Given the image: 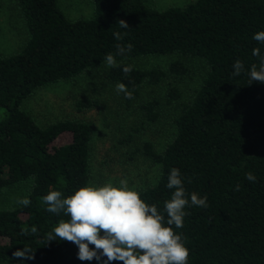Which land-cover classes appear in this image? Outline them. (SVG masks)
Wrapping results in <instances>:
<instances>
[{
    "label": "trees",
    "instance_id": "16d2710c",
    "mask_svg": "<svg viewBox=\"0 0 264 264\" xmlns=\"http://www.w3.org/2000/svg\"><path fill=\"white\" fill-rule=\"evenodd\" d=\"M14 2L27 37L17 52L0 57V193L25 186L21 199L31 203L24 207L16 199L0 206V263L97 264L77 259L73 243L49 240L59 220L68 217L47 212L42 200L50 190L66 198L88 185L91 124L77 116L40 126L21 104L36 88L106 64L111 53L118 66L108 67L104 76L132 92V99L119 93L125 106L133 104L144 84L187 75L185 59L204 64V76L187 99L180 100L177 85L168 87L166 103L177 102L173 135L162 150L143 142L140 151L158 165V176L138 192L166 217L163 203L173 191L167 188L168 175L178 169L186 192L206 196L208 205L186 208L183 228L173 226L189 250L188 264H264V84L249 85L247 75L258 64L252 49L259 47L264 55V45L252 39L264 31V0H192L163 9L144 0H92L91 16L74 21L65 17L57 0ZM119 20L129 28L119 27ZM117 32L120 40L114 37ZM117 44L124 47L122 54ZM173 54L183 58L170 61L166 69L130 62ZM237 60L244 64L240 76L233 75ZM125 66L132 68L127 75ZM97 105L88 98L75 103L78 112ZM159 108L156 97L137 103L140 123L126 139L153 126ZM64 134L69 140L60 142ZM248 172L255 182L245 178ZM23 249L34 259L13 258Z\"/></svg>",
    "mask_w": 264,
    "mask_h": 264
},
{
    "label": "rangeland",
    "instance_id": "374dc122",
    "mask_svg": "<svg viewBox=\"0 0 264 264\" xmlns=\"http://www.w3.org/2000/svg\"><path fill=\"white\" fill-rule=\"evenodd\" d=\"M192 0H144L156 9L169 6H183ZM65 17L74 21L88 18L92 14V0H57ZM27 37L26 28L14 0H0V57L17 52ZM183 57L173 54L133 59L130 62L143 69H166L168 63ZM190 72L178 79L166 76L158 84H144L139 97L131 106H125L116 91L115 84L108 81L104 73L106 64L85 71L73 79L50 83L36 88L21 104V107L40 126L50 125L64 118L84 117L92 127L91 153L88 185L101 186L107 182L119 185L126 179L136 191L156 182L158 165L145 158L140 151L143 142L149 141L162 150L173 135L172 118L177 102L167 104L165 93L171 84L180 89V100L187 99L198 88L205 73V66L198 58H187ZM156 97L160 101V118L150 127L133 133L132 140L126 135L139 125L137 103ZM95 99L97 106L77 111L75 103L79 99ZM69 135L64 134L60 142H67ZM26 191L19 186L10 192L0 193V206L21 199ZM0 264H20L2 262Z\"/></svg>",
    "mask_w": 264,
    "mask_h": 264
},
{
    "label": "clouds",
    "instance_id": "9594fccd",
    "mask_svg": "<svg viewBox=\"0 0 264 264\" xmlns=\"http://www.w3.org/2000/svg\"><path fill=\"white\" fill-rule=\"evenodd\" d=\"M118 24L121 28H129L124 20H119ZM114 37L121 39L118 32ZM252 39L264 45V31L255 33ZM116 47L119 54L125 50L119 44ZM131 48L132 45L128 44L127 49ZM252 55L258 59V64H252L247 72L249 85L253 82L264 84V55L259 47L252 49ZM105 63L109 68L118 66L111 53L106 55ZM233 69V75L240 76L244 64L237 60ZM131 71L130 66L123 68L126 75ZM115 88L118 94L124 93L126 99L133 98L123 83H118ZM245 178L252 182L256 180L251 172L246 173ZM167 188L173 191L163 203L166 217L155 204L146 203L126 179H122L119 185L107 182L101 186L89 184L79 187L66 198H62L60 191L50 190L42 197L47 205L46 211L56 215L63 212L68 219L59 220L48 238L76 245L80 261L96 260L97 264H188L189 250L173 226L182 229L189 214L185 209L191 206L206 208L207 197L200 198L195 192L187 193L181 173L176 168L171 169L168 175ZM235 190L239 191V185ZM17 203L27 207L31 201L25 197L18 199ZM36 232L37 228L33 226L31 233ZM90 245L94 247L90 248ZM13 258L24 260L34 259V256L29 249H23L15 251Z\"/></svg>",
    "mask_w": 264,
    "mask_h": 264
}]
</instances>
